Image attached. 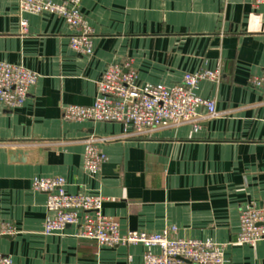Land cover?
<instances>
[{"label":"crops","instance_id":"0c3cea01","mask_svg":"<svg viewBox=\"0 0 264 264\" xmlns=\"http://www.w3.org/2000/svg\"><path fill=\"white\" fill-rule=\"evenodd\" d=\"M61 1V0H56ZM83 0L93 53L70 47L71 29L50 13L24 14L0 0V61L36 71L21 107L0 101V256L15 264H141L142 244L98 245L75 227L47 235L35 177L61 176L68 193L103 196L122 230L210 239L226 264H264V241L236 242L240 211L264 205V1ZM130 63L143 83L171 86L187 73L220 69L198 94L217 116L136 133L116 122L65 120V106L91 105L108 66ZM87 139L106 153L97 177L83 165ZM21 149L20 154L12 151ZM157 247L154 251H158Z\"/></svg>","mask_w":264,"mask_h":264},{"label":"built area","instance_id":"2783aa9c","mask_svg":"<svg viewBox=\"0 0 264 264\" xmlns=\"http://www.w3.org/2000/svg\"><path fill=\"white\" fill-rule=\"evenodd\" d=\"M21 15L20 31L28 30L24 14H55L71 29L70 47L81 54L93 53V29L82 12L83 0H17ZM264 0H256V3ZM220 69L187 73L182 82L171 86L143 83L130 63L107 67L97 82L98 92L91 105L65 106V120L116 122L143 133L157 127L192 123L195 128L203 119L217 116L216 102L198 94L203 79L217 81ZM40 75L22 64L0 61V101L9 109L21 107ZM253 85L264 84V73L252 79ZM107 155L93 139H87L83 154L85 170L97 177ZM61 176L35 177L33 188L47 195V217L44 233L53 235L75 227L79 239L98 245L118 246L142 244L145 247L141 264H226L224 246L210 239L186 238L177 235L172 226L160 232L123 231L119 221L103 211L104 198L97 193H68ZM264 241V205L247 206L240 211V230L236 242L256 245ZM157 247L159 250L154 251ZM0 264H15L10 256H0Z\"/></svg>","mask_w":264,"mask_h":264},{"label":"water","instance_id":"95a60500","mask_svg":"<svg viewBox=\"0 0 264 264\" xmlns=\"http://www.w3.org/2000/svg\"><path fill=\"white\" fill-rule=\"evenodd\" d=\"M12 153L15 155V154H20V153H23V152H21V149H18V151L16 150V151H12Z\"/></svg>","mask_w":264,"mask_h":264}]
</instances>
